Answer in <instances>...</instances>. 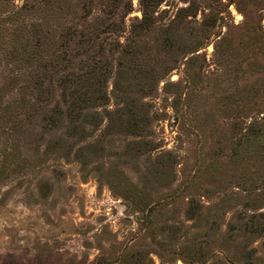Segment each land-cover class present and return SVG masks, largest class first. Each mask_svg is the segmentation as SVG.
<instances>
[{
	"label": "rangeland",
	"instance_id": "rangeland-1",
	"mask_svg": "<svg viewBox=\"0 0 264 264\" xmlns=\"http://www.w3.org/2000/svg\"><path fill=\"white\" fill-rule=\"evenodd\" d=\"M0 264H264V0H0Z\"/></svg>",
	"mask_w": 264,
	"mask_h": 264
}]
</instances>
